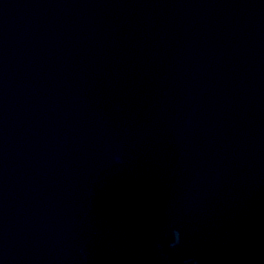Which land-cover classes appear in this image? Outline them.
Here are the masks:
<instances>
[{
  "label": "water",
  "instance_id": "water-1",
  "mask_svg": "<svg viewBox=\"0 0 264 264\" xmlns=\"http://www.w3.org/2000/svg\"><path fill=\"white\" fill-rule=\"evenodd\" d=\"M0 264H264V0H0Z\"/></svg>",
  "mask_w": 264,
  "mask_h": 264
}]
</instances>
